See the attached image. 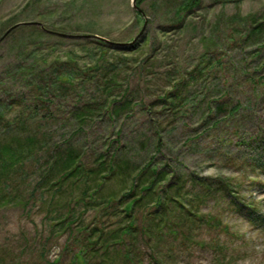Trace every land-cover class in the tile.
Segmentation results:
<instances>
[{
	"label": "rangeland",
	"instance_id": "1",
	"mask_svg": "<svg viewBox=\"0 0 264 264\" xmlns=\"http://www.w3.org/2000/svg\"><path fill=\"white\" fill-rule=\"evenodd\" d=\"M187 1L142 0V17L132 0H0V35L14 20L76 35L18 30L0 41V68L25 43H35L60 60L72 56L80 67H88L101 52L89 40H102L95 35L120 44L139 40L132 51L105 53L119 64L109 73L112 78L119 72L113 96L127 86L124 106L114 105L113 119L103 112L91 116L81 132L76 118L58 116L41 124L48 137L38 136L35 144L23 146L22 162L10 161V154L0 156V264H47L59 257L65 264L69 257L63 249L71 232L95 226L103 229L96 244L137 248L141 264H150L151 251L164 264H264V221L249 218L264 216V173L250 159L264 155V84L254 83L259 74L264 76V0H198L189 11ZM99 72L78 91L97 96L96 84L105 81ZM174 82H182L179 97L162 104L159 98ZM73 103L69 98L64 106ZM66 136L88 168H97L99 154L118 140L109 150L123 146L120 168L99 187L96 173L86 180L73 175L57 186L56 168L44 179L49 148ZM149 161L167 173L160 184L173 177L181 180L179 193L175 183L170 194L194 204L207 223L171 201L176 232L166 226L157 229L152 215L143 217L142 203L152 202L148 197L133 213L149 231H132L123 243L113 242L114 230L127 217L120 210L123 202L111 205L106 199L126 189L130 175ZM86 243L84 238L80 244ZM99 252L95 264H118L112 248Z\"/></svg>",
	"mask_w": 264,
	"mask_h": 264
},
{
	"label": "trees",
	"instance_id": "2",
	"mask_svg": "<svg viewBox=\"0 0 264 264\" xmlns=\"http://www.w3.org/2000/svg\"><path fill=\"white\" fill-rule=\"evenodd\" d=\"M141 1L136 0V4L139 5ZM197 1L188 0L185 8L189 11L191 8L197 6ZM135 13L143 15L136 10ZM16 22L14 20L6 23V29H4L2 34ZM257 24L252 28V31L256 34L259 33V24ZM22 29L39 32L48 36L57 35L53 33L55 31L52 32V30L42 28L37 24L28 23L25 25L20 24L17 28L10 30L2 38L1 42L10 39L18 30ZM132 39L122 43L127 45L125 46L126 48L122 47L120 43L109 40L89 39L99 47L101 52L93 64L88 67H80L73 62L72 56L60 60L58 57L44 54L42 47L38 46L37 48L35 43H33V46H28L30 44L27 45L25 43L19 47L13 58L6 61L3 67L0 68V156L10 154V157L7 155L11 159L10 161L22 162V148H24V145L35 144L38 136H42L43 138L48 137L47 132L44 133L42 131L41 124L44 122L58 120L60 119L59 117H63L64 121H70L69 119L74 117L77 120V129L82 132L84 128L83 122L89 120L91 116L93 117L103 112L109 118L114 117L113 114H117L114 109H118L114 105L121 103V106H124L123 103H125L127 96V86L125 85L122 88V93L118 97L113 96L112 90L117 84L115 75L119 74V72H116L112 78L109 73L110 71L114 72L119 64L114 59L108 60L105 57V53L108 50L122 52L134 50L139 40L132 41ZM122 59L125 60V58ZM261 65L263 66L264 63L262 62ZM98 71L101 72V75L103 74L101 78H105V81L101 86H98V83L96 84L98 90L97 96L89 94V92L82 93L78 91V88L83 90V83L91 82L92 78L98 74ZM258 82L263 86L264 76L262 74H259L254 81L256 84ZM180 83L182 82H174L171 90L166 91L162 95V98H159L162 104L172 97H179L177 90ZM69 98L74 103L68 108L64 104ZM222 104L219 103L216 108H219ZM99 105L102 106L99 107ZM118 106L120 108V105ZM12 108L14 109L10 112ZM229 112L232 113V109L227 111V113ZM118 134H120L119 129L117 130V137L119 136ZM84 135L83 141L86 140ZM22 138L24 141L20 143ZM251 140L254 141V139ZM112 141L118 142V140ZM111 142L99 154L97 168H88L83 159L78 157L76 143L72 141L70 136H66L62 142L54 143L49 148V165L42 177L44 179L48 178L52 170L57 168L60 174L56 176V185L60 186L65 179H69L73 175L86 180L90 173H96L99 179L95 182V185L99 187L105 178L110 179L115 174V171L120 168L118 164V151L122 150L123 146L118 145L110 151L109 146ZM250 159L264 173V155H261L259 158ZM166 174L164 168L158 169L149 161L130 175V182L126 189L122 190L117 196H111L106 199V203L109 201V204L114 200L117 203L123 202L120 210L127 217L125 224L114 230L113 242L123 243L124 236L132 233V231H138L139 235H145L149 231L148 224L140 222L133 213L135 205L143 202L148 197L152 202L142 203V209L145 210L143 217L152 215L151 221L156 219L155 224L157 229L161 230L162 226H166L169 228V231L176 232L171 227V225L176 223L171 221V216L169 215L168 202L171 201L177 202L179 207L183 208L191 216H194L198 221L207 223L204 215L196 212L194 204L190 206L179 200L174 194H170L169 191L172 187L175 188V183H177V188H175L176 191L174 192L179 193L182 182L178 177L177 181L173 177L172 179H168L166 183L160 184ZM143 177H145V180L142 182L141 179ZM221 185L224 189L228 188V183L225 180L221 181ZM204 186L208 187L207 184H204ZM234 209H240V205L234 203ZM249 218L254 223L264 221V216L258 215V213L252 214ZM96 230L98 231L96 239L91 240L90 236ZM71 234V242L64 244L63 251L69 257L65 264H76L78 260H81V262L79 261L80 264H95L94 261L100 254L99 251L105 253L110 248L113 250V255L119 260L118 264H141L139 249L137 248L134 250V248L125 247V244H96L103 234V229L100 227L95 226L90 230L86 227L77 233L71 232ZM84 238L88 239V243L80 244ZM149 258L150 264H164L152 251L149 253ZM47 264L63 263L61 257H59L52 261H47Z\"/></svg>",
	"mask_w": 264,
	"mask_h": 264
},
{
	"label": "water",
	"instance_id": "3",
	"mask_svg": "<svg viewBox=\"0 0 264 264\" xmlns=\"http://www.w3.org/2000/svg\"><path fill=\"white\" fill-rule=\"evenodd\" d=\"M132 6H133V8L136 10V11H138V12H140V13H142L143 14V12H142V10L138 7V5L136 4V0H132ZM23 23H25V22H18V23H16L15 25H13V26H11V27H9L7 30H5V32L2 34V36L0 37V41L2 40V38L12 29V28H14V27H16V26H18V25H20V24H23ZM27 23H36V22H27ZM57 34H60V35H63V36H68V37H75L76 35H71V34H63V33H58V32H56ZM96 37H98V38H101V39H103V40H106L107 41V39H105V38H102V37H99V36H97V35H95ZM132 41H134V38L132 39Z\"/></svg>",
	"mask_w": 264,
	"mask_h": 264
},
{
	"label": "bare ground",
	"instance_id": "4",
	"mask_svg": "<svg viewBox=\"0 0 264 264\" xmlns=\"http://www.w3.org/2000/svg\"><path fill=\"white\" fill-rule=\"evenodd\" d=\"M129 45V44H128Z\"/></svg>",
	"mask_w": 264,
	"mask_h": 264
}]
</instances>
